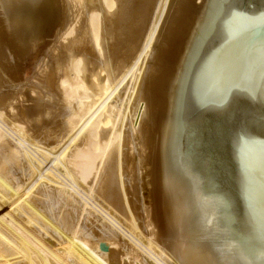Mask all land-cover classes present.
<instances>
[{"label": "water", "instance_id": "water-1", "mask_svg": "<svg viewBox=\"0 0 264 264\" xmlns=\"http://www.w3.org/2000/svg\"><path fill=\"white\" fill-rule=\"evenodd\" d=\"M60 16L61 0H0L12 81ZM120 143L134 219L179 264H264V0H170Z\"/></svg>", "mask_w": 264, "mask_h": 264}, {"label": "bare ground", "instance_id": "bare-ground-1", "mask_svg": "<svg viewBox=\"0 0 264 264\" xmlns=\"http://www.w3.org/2000/svg\"><path fill=\"white\" fill-rule=\"evenodd\" d=\"M90 1L61 0L29 82L0 69V264H179L134 219L120 143L170 0Z\"/></svg>", "mask_w": 264, "mask_h": 264}, {"label": "rangeland", "instance_id": "rangeland-1", "mask_svg": "<svg viewBox=\"0 0 264 264\" xmlns=\"http://www.w3.org/2000/svg\"><path fill=\"white\" fill-rule=\"evenodd\" d=\"M93 1H94V0H93ZM93 1H92V0L90 1V2L92 3V5H91L90 2H88V4L86 3L87 5H84V6H83V8H85V7H86V8L83 9V10H81V11H82V12H83V11L85 12V10H87V8H88V10H90V11H91V10H94V9L96 8V5L94 6V4H97V3H96V0L94 1V3H93ZM71 3H72V2H71ZM74 4H75V2L72 3V6H73ZM62 6H63V4H62ZM155 6H156V8H155ZM155 6H154V10H152V12H151L152 15H153L154 11H157V6H158V5L155 4ZM91 7H92V8H91ZM78 8H79V7H76V8H74V9H78ZM155 9H156V10H155ZM73 11H74V10H73ZM84 12H83V13H84ZM32 72H33V67H31L29 70H26V71L23 73V74H24V77H25L24 79L28 78V80L26 79L27 82H29V80H30L29 78H30V75H31ZM23 81H24V80H23ZM31 81L35 82L34 80H31ZM31 81H30V82H31ZM23 83H24V82H23ZM25 92H26V91H25ZM26 104H27V103H24V105H26ZM50 109H51V108H50ZM45 113H46L47 116H49V117L51 116V115H49V114H51V111L49 110V108H48V110H45ZM46 115H44L43 117H44V118L47 117ZM49 117H47V119H48ZM40 119H41V117H40ZM40 119H39V121H40ZM42 119H43V118H42ZM42 119H41V120H42ZM48 127H49V126H48ZM69 193L72 194V192H69ZM72 195H74V197H75V194H72ZM76 198L79 199L80 201L82 200V199L78 198L77 196H76ZM80 201H79V202H80ZM81 202H83V201H81ZM5 211H7L6 208L3 209L2 212H5Z\"/></svg>", "mask_w": 264, "mask_h": 264}]
</instances>
